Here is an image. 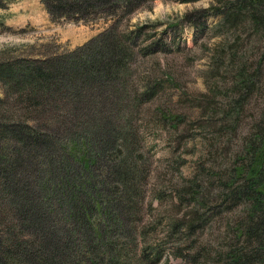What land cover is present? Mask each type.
I'll list each match as a JSON object with an SVG mask.
<instances>
[{"label": "rangeland", "instance_id": "374dc122", "mask_svg": "<svg viewBox=\"0 0 264 264\" xmlns=\"http://www.w3.org/2000/svg\"><path fill=\"white\" fill-rule=\"evenodd\" d=\"M1 1L0 56L68 50L113 19L97 12L84 20L51 19L39 0ZM213 1L147 0L116 21L122 34L138 30L129 36L135 50L125 71L129 100L118 111L120 136L130 132L129 155L120 146L118 162L133 177L119 199L126 220L112 231L118 264H236L232 256L242 253L244 264H260L263 258L262 230L250 238L244 232L250 199L223 192L240 182L237 170L250 159L239 151L242 137L264 111V62L257 64L264 42L243 21L226 27L220 14L204 16L200 25L191 11ZM148 39H157L154 49L137 50ZM239 71L255 72L248 88L237 83Z\"/></svg>", "mask_w": 264, "mask_h": 264}, {"label": "trees", "instance_id": "16d2710c", "mask_svg": "<svg viewBox=\"0 0 264 264\" xmlns=\"http://www.w3.org/2000/svg\"><path fill=\"white\" fill-rule=\"evenodd\" d=\"M39 1L51 19L84 20L96 12L113 19L68 50L0 56V264H118L112 231L126 220L119 199L133 178L118 162L120 146L129 155L130 135L120 136L118 111L129 100L125 71L138 30L122 34L116 21L147 0ZM215 1L183 17L194 14L202 25L204 16L220 14L226 27L243 21L264 42V0ZM156 42L148 39L137 50L151 51ZM258 60L264 62V48ZM254 73L239 71L237 83L248 88ZM260 116L242 137L239 151L250 159L237 170L240 182L227 184L223 195L250 199L244 232L250 238L262 230L264 264V111ZM232 257L236 264L248 260L243 253Z\"/></svg>", "mask_w": 264, "mask_h": 264}]
</instances>
